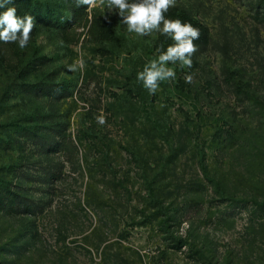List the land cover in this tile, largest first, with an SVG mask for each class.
Listing matches in <instances>:
<instances>
[{
    "label": "rangeland",
    "instance_id": "obj_1",
    "mask_svg": "<svg viewBox=\"0 0 264 264\" xmlns=\"http://www.w3.org/2000/svg\"><path fill=\"white\" fill-rule=\"evenodd\" d=\"M263 5L176 0L165 18L199 29L198 50L149 94L137 74L170 37L129 33L106 0H13L35 27L25 48L9 43L14 60L0 54V264H264V216L223 204L263 193ZM79 8L101 22L97 41L66 37Z\"/></svg>",
    "mask_w": 264,
    "mask_h": 264
},
{
    "label": "clouds",
    "instance_id": "obj_2",
    "mask_svg": "<svg viewBox=\"0 0 264 264\" xmlns=\"http://www.w3.org/2000/svg\"><path fill=\"white\" fill-rule=\"evenodd\" d=\"M12 3L13 0H0V8H6V11L0 13V41L18 42L23 49L28 45L35 27L34 19L30 15L19 17L16 7L8 6ZM99 3L103 5L105 0H99ZM106 3L109 9L118 10L129 33L146 36L159 31L173 41L166 51L158 50V57L149 61L137 74V79L149 94H155L161 82L176 78L169 64L179 63L181 67H192V56L198 50L194 41L200 38V31L190 23H182L180 19L165 18V13L176 5V0H106ZM76 4L78 7L86 5L91 8L97 5V0H76ZM77 67L83 68L82 59L75 61L68 70L74 72ZM191 80V75L186 77L187 82ZM97 120L100 124L105 123L103 116Z\"/></svg>",
    "mask_w": 264,
    "mask_h": 264
},
{
    "label": "trees",
    "instance_id": "obj_3",
    "mask_svg": "<svg viewBox=\"0 0 264 264\" xmlns=\"http://www.w3.org/2000/svg\"><path fill=\"white\" fill-rule=\"evenodd\" d=\"M63 29L65 31L66 37H68V39L72 42L79 43L81 42L82 39L88 42H94L99 39L100 30H101V22L96 18H93L91 20L88 13L86 12V9L79 8L76 10L71 20L65 24ZM80 29H83L84 31L80 32L79 31ZM0 54L3 58H7L10 60L15 59L14 54L11 52L9 43H4L0 41ZM151 124H152V130L157 134L171 132V130L168 128V125L164 122L157 121V122H151ZM60 147L65 148V143L63 142L62 145H60ZM66 147H68V144ZM132 156L134 157L135 160H137L138 155L136 152L132 153ZM201 166H202V171L204 173V176L206 177L207 180H209V182H211L215 187H218L219 189L226 188L224 185H221L222 183L219 182L217 177H214V178L210 177L212 173L209 171L204 158L201 159ZM253 178L256 180L255 182L256 184L262 186V187L260 186L261 187L260 190L263 193L260 192V195L252 197L253 199L248 198V197L241 198V199H234V198L227 197L224 199L223 204L229 205L232 211H235L237 208H240L242 211L245 210L246 212H249L251 214V218L255 219L261 215L264 216V176L262 177V175H260L258 177L256 175ZM220 194L222 195V197L224 196L226 197L225 194L223 193H220ZM2 195H3V192L0 191V198L2 197ZM249 199H251L252 201H250ZM153 201L159 206V210L163 211L164 204L162 205V202L159 200H156L155 198L153 199ZM177 212L178 211H174L172 215L168 214V212H163L162 214L164 218L163 227L165 228V231H167L166 229L170 228V223L172 221L178 220L176 218V216H178ZM174 243L175 244L172 245L174 249L181 251L183 248L186 247L191 253L198 254L199 256L207 259L208 261L210 260L208 257H206L205 253L202 252L201 248L199 249L198 245L195 242L189 241L187 239L175 238Z\"/></svg>",
    "mask_w": 264,
    "mask_h": 264
}]
</instances>
